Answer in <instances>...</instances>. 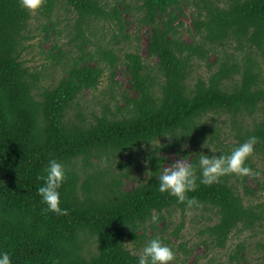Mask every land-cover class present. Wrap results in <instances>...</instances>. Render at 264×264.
Returning <instances> with one entry per match:
<instances>
[{
    "label": "trees",
    "instance_id": "trees-1",
    "mask_svg": "<svg viewBox=\"0 0 264 264\" xmlns=\"http://www.w3.org/2000/svg\"><path fill=\"white\" fill-rule=\"evenodd\" d=\"M113 1L43 0L31 11L21 0H0V248L13 264H136L144 243L160 236L175 251L170 263L179 264L182 251L187 264L192 251L175 241L186 212L198 211V245L213 252L254 231L264 264V204L253 201L264 192V0ZM189 8L193 28L184 31ZM60 10L74 18L73 45L67 52L54 46L46 58L61 73L29 66L32 41L57 32ZM39 18L51 24L38 25L44 38L31 27ZM130 19L149 31L145 57L135 43L123 46ZM105 72L110 83L101 86ZM162 129L190 134L161 133L159 143ZM250 135L260 138L248 159L259 176L231 173L201 184L189 193L198 207L159 192L167 153L191 163L201 151L228 153ZM53 157L66 172V214L46 210L37 192ZM245 250L239 244L231 260L247 264Z\"/></svg>",
    "mask_w": 264,
    "mask_h": 264
},
{
    "label": "clouds",
    "instance_id": "clouds-1",
    "mask_svg": "<svg viewBox=\"0 0 264 264\" xmlns=\"http://www.w3.org/2000/svg\"><path fill=\"white\" fill-rule=\"evenodd\" d=\"M42 3L43 0H21V5L31 11L39 9ZM161 133L168 137L190 134L187 131L181 133L179 130L162 129L156 138L159 143V135ZM149 141L156 145L152 140ZM259 142L260 138L258 136L250 135L243 142L233 147L230 152L215 154L206 141L203 146L210 147L213 154L201 151L194 162L176 160L172 166L162 167L157 175L158 190L161 193H168L175 197L178 202L186 203L189 208L201 206V201L195 195H189V193L195 192L201 184L212 185L219 182L222 176L231 173L260 175L248 164V159L254 153L255 146ZM150 170L146 173L148 177H151L149 175ZM38 179L43 181L38 185L37 192L42 203L47 206L46 210L57 214H66L68 209L62 207L63 201L60 191L62 184L66 180L63 164L55 157L49 159L45 165L44 174L40 175ZM150 219L156 222L158 217L153 212ZM135 254V252H130V255ZM174 258L175 251L173 247L166 243L162 237L154 236L142 246V250L137 256L136 264H170ZM0 264H13L10 251L0 248Z\"/></svg>",
    "mask_w": 264,
    "mask_h": 264
},
{
    "label": "rangeland",
    "instance_id": "rangeland-1",
    "mask_svg": "<svg viewBox=\"0 0 264 264\" xmlns=\"http://www.w3.org/2000/svg\"><path fill=\"white\" fill-rule=\"evenodd\" d=\"M111 2L113 3L114 1L111 0ZM192 12H193V8L186 9L183 17L181 18V22L184 25L183 26L184 31L187 29L193 28V23H192V18H191ZM54 19L59 21L57 32L54 33L50 31L52 33V36H50V39L48 41L41 42L40 37L32 41L33 52L30 56H27V57L28 59H30L29 66L31 67H39L40 70H43L45 68H43L42 66H50L53 68L54 72L61 73V69H60L61 66L55 67L54 61L52 59L47 61L46 57H47L48 51L54 46L58 47L57 49L58 52L60 51L67 52L69 49L72 48L73 44L70 41L73 38L72 25L74 22V18L73 16L69 17L66 10H60V11L55 12ZM63 20H66V21H63ZM47 22L49 25H51L49 23L48 18H39L38 21L33 20V22L31 23V27L33 28L34 31L37 32L36 34L40 33L41 35H43V38H44L46 36V33H43V31H41L40 28H38V25L45 24ZM129 23L130 25L128 26L127 31L132 37L131 39L126 40L123 43V46H129L130 42L131 44L135 43V46L139 47L142 56L145 57L147 53V47H148L149 31L147 30L146 27L139 28L136 22L135 21L133 22V19H130ZM134 36L137 37L139 40L137 41L136 39H134L135 38ZM185 39L188 40V37L186 35H185ZM39 45L41 46V48L39 47ZM133 49L134 48H130L129 50H133ZM41 51L43 54L40 53ZM214 60H215V57H212L209 62H213ZM63 63L64 61L62 62V64ZM206 67H207L206 63L203 62L201 64L202 71L206 70ZM49 70L50 69L48 70L45 69L46 72H51ZM116 70H117V79L124 84V89L128 90L129 83L127 81V78L123 75V68L121 67V65H119V67ZM49 76L50 75L48 74L44 75L47 82L51 81V78ZM109 83H110L109 74L108 72H105L104 77L102 79L103 85L101 86L108 85ZM85 96L90 97L91 93L86 92ZM213 119L215 122H218L221 124L223 123L222 121L224 120V118H219L218 116H214ZM166 157H167V163L165 164V167L172 166L173 162H175L176 160H185L182 157H180L179 154L175 153L174 151L167 153ZM142 161L144 162L143 158L140 159V162ZM140 172H141V168L138 167L135 173H140ZM126 185H127L126 186L127 188H132L135 185L134 179L132 178L131 180H128L126 182ZM249 185L251 186L252 189L256 188L255 185L251 184V181H249ZM253 199H254L253 201L255 204H259V203L264 204V192H258L256 196L253 197ZM199 215H200V212L198 211H187L182 235L180 239L176 241L174 240L176 243V246H179V244L181 243H186L187 244L186 247L192 251L190 255L189 256L187 255L186 257L187 264H193L196 261V258H199V264H236V261L231 260V255L234 254L235 251H237L239 244L246 248L244 253L246 254L247 264H262L263 263L262 255L260 252L257 251V248H256V240L259 238V236L256 237L254 235L256 232L254 233V231H250V232L247 231V232H243L239 234H234L230 238L225 249H217L212 252V251H207L205 249V246L198 245L200 242L199 238L201 237L199 230L200 228H202V225L200 223H196L194 225L192 223V219H194L195 217H198ZM180 222H181V213L178 211L176 213L174 223L175 225H178ZM180 257H181L180 258L181 260H183V258L185 257L182 251L180 253ZM181 260L179 261V264H181ZM242 261L243 260L240 259V262ZM170 264H173V263H170Z\"/></svg>",
    "mask_w": 264,
    "mask_h": 264
}]
</instances>
